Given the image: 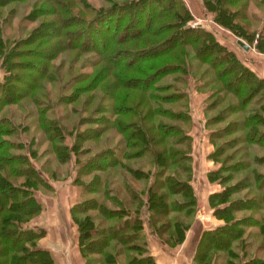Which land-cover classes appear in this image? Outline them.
<instances>
[{
	"label": "trees",
	"instance_id": "16d2710c",
	"mask_svg": "<svg viewBox=\"0 0 264 264\" xmlns=\"http://www.w3.org/2000/svg\"><path fill=\"white\" fill-rule=\"evenodd\" d=\"M6 1L0 0V6ZM179 1L184 4L183 0ZM202 1L214 12L215 21L228 26L238 35H245L243 27L234 22L245 17L243 10L246 0L233 9L231 6L239 0ZM41 2L40 8H33V11H38L33 16L42 13L49 15V18L25 37L11 41V46L2 53L6 73L0 80V264H54L50 250L37 243L45 232L44 227L31 225L30 222L43 208L35 191L39 186H50L40 173V167L30 160V157L37 155L35 143L40 139L41 143L42 138L50 143L58 164L71 161L74 166L71 182L80 188V194H91L75 201L70 207L76 224L78 247L85 264H158L149 246L150 235L168 246L182 241L189 223H184L176 213L191 215L198 204L191 182L193 158L190 147L187 145L185 151L178 146L180 142H188L190 135L183 127L159 119L158 116L185 119L189 113L162 104L182 97L185 92L182 87L173 81L163 84L157 82L170 71H185L179 65L183 60L181 57L176 63L178 65H175L177 67L170 69L169 66L165 71L161 69L163 66L148 64L149 73L143 71L138 61L141 59L140 53L146 59L167 54L178 44L187 42L185 37L196 30L201 31L199 34L202 38H211L210 42L204 39L198 41L202 44L201 59L213 68L217 80L221 81L220 88L236 96L242 93V96L239 106L226 104L220 110L222 113L206 119L207 122L218 121L241 111V115L230 117L225 125L211 129L208 133L213 148L206 156L218 162V165L206 172L208 180L217 184L207 199L212 216L219 222L202 229L193 264H264V95L255 97L257 91L264 88V77L255 75L234 52L219 45L213 39V31L202 25H185L190 13L184 5L185 14L175 10L176 0H114L107 7L97 8L84 0ZM28 15L26 19L33 18ZM138 15L140 18L144 16L143 25L139 27L136 26L140 20ZM163 16L169 17L170 21L160 20L158 24L157 20ZM167 28L172 31L160 40H152L147 36L144 38L145 35H156ZM92 29L98 36L101 31H110L111 35L104 34L99 41L90 42L86 33ZM127 37L133 41L124 55L125 65L119 60L123 57L121 50L115 57H104L109 49L114 50L111 46ZM36 40H41L39 44L42 43L46 49L60 48L59 45H62L65 49L78 48L85 49L83 52L98 53L95 59L85 58L80 67L111 58L115 61L113 64L119 63L135 72L129 77L123 74L118 87L125 86L140 92L127 91L122 96L116 92V81L112 80L106 83V89L99 95L94 91L99 83H84L91 75L89 71L79 69L73 73L72 68L68 67V78L60 83L54 100L43 98L36 92L42 86L41 80H61L50 69L48 61L52 55L47 56L45 53L38 54L46 61L37 75L28 73L26 76L32 77V81L25 83V89L14 92V87L19 86L15 83L17 76L13 71L17 64L13 58L18 56L15 47L32 44ZM193 41L197 42V39ZM159 46L161 50H158ZM32 68L35 69V66L32 65ZM138 78L143 80L141 85L137 84ZM36 79L39 80L38 84ZM173 79L181 80L176 76ZM128 80L134 81L125 82ZM82 92L90 93L78 107L74 102ZM95 95L98 96L97 102L89 108ZM24 97H29L35 105V121L41 131L40 139L35 138V135L25 141L15 138V133L27 131L30 124L15 121L11 114L2 112L5 105L17 103ZM104 98L111 101L101 102ZM221 101L215 98L208 101L205 107L213 108ZM58 105L69 107L64 113L56 115ZM71 114L79 116L73 120ZM112 128L120 135L118 139L111 143L103 141L100 150L87 156L92 147L83 145V142L95 140ZM177 132L181 133L180 137L168 142L167 139ZM230 132L237 133L217 142L218 138ZM66 134H73L70 144L65 142ZM108 137L113 138L112 133L106 139ZM229 148L232 151L226 153L225 150ZM142 157L144 161L136 163V158ZM145 163L149 165L142 168L141 165ZM170 165L172 170H168ZM114 166L121 167L119 174L122 180L117 181L114 176L103 174L107 168ZM51 173L50 177L54 179L55 173ZM179 173L184 176L181 177ZM130 177L142 179L143 184L135 186ZM114 182H117L115 187L111 185ZM119 190L124 193L120 194ZM237 191H243L242 195L236 197L234 194ZM141 207L145 208L144 213ZM239 211L245 213L235 215ZM79 213L83 215L77 217ZM253 230L262 236L261 239H250ZM92 252L96 255L92 256Z\"/></svg>",
	"mask_w": 264,
	"mask_h": 264
},
{
	"label": "rangeland",
	"instance_id": "374dc122",
	"mask_svg": "<svg viewBox=\"0 0 264 264\" xmlns=\"http://www.w3.org/2000/svg\"><path fill=\"white\" fill-rule=\"evenodd\" d=\"M42 0H7L3 5L0 6V35H1V41H0V80L3 79V76L5 75V67H4V53L6 52V49H8L11 44V41H15L17 39H20L21 37H25L26 35L31 32L35 27L39 26L40 23L47 18H49V15L40 13L38 16L35 15L38 11H33V8L37 10V8L41 6ZM87 1L90 5L94 7H107L110 5L111 1L114 0H84ZM117 1V0H116ZM120 1V0H119ZM182 1V0H181ZM184 4H181L179 0H176L175 10L180 11L182 14L184 13V7L187 8L188 12L190 13V18L185 22V25L189 26H197L202 25L208 30L213 31V39L217 41V43L221 44L225 48L231 50L234 52L236 57L247 67H249L255 75L258 77H264V0H246V5L244 6L245 11V17L239 18L236 22L240 26L243 27L245 31V35H238L234 33L228 26H223L222 24L218 23L213 19L214 12L207 8L202 0H183ZM239 3H242V0L237 1V3L233 4L231 8L237 7L240 5ZM184 5V7H183ZM31 11V15L29 12ZM29 14V15H28ZM138 14V13H137ZM185 14V13H184ZM26 15L33 18L26 19ZM92 14H90L91 16ZM139 17V15H138ZM137 17V18H138ZM140 18V17H139ZM170 18L167 16H163L159 18V22L162 21H170ZM144 16L141 15L140 20L136 22V26H142L143 25ZM105 24V22H104ZM169 25V24H168ZM239 28V27H238ZM170 31L172 29H166L162 32H159L156 35H145L144 38L150 37L152 40H160L163 37H166L169 35ZM196 33V34H195ZM201 31L196 30L192 34H189L185 37L184 44H178L175 46L170 52L167 54H161L157 56L156 58H144L143 53H140L139 56H141V59H139L138 62L142 65V69L145 73H149L150 65L154 64V66H163L161 69L165 71L166 68L170 66V69L173 67H177L175 65L180 58L182 57V62L179 64L185 71L183 70H174L170 71L169 73L163 75L160 77L157 83L163 84L168 83L170 81H173L175 85H179L180 88L184 89V94L182 97H180L176 101H168V102H162L164 106H171L175 110H186L189 113V116L185 119H170L165 116H158L159 119H162L164 121L175 123L176 125H179L184 128L185 131H187L190 135V140L188 142H184L178 144L179 147H183L186 151L187 145L190 147V154L193 158V166H192V178L191 182H193L194 177L196 178L197 175H199L200 172V158L204 156V158L207 160L206 166L209 168L216 167L218 165V162H214L211 159H209L206 155L208 152H210L213 148V144L208 139V133L211 129H215L219 126L225 125L230 117L239 116L241 115L240 112H235L230 114L228 117L220 119L218 121H212L207 122L206 120L209 116L217 115L221 109H223L226 104H237L239 106V99L242 96V93H240L238 96L232 94L230 91L223 90L220 88V80H217L213 68L210 66V64L207 61H203L201 59L202 53H200V48L202 47L201 39H204L206 42H210V37H203L199 34ZM104 34L111 35L110 31L109 33L101 31L99 33L100 36H98L97 32L95 30H89L86 33V38L90 39V42H97L100 40V38L104 37ZM127 36V35H126ZM125 36V37H126ZM241 38L245 43L248 44V48L244 49L241 47L237 42L236 39ZM193 39H197L196 41H193ZM41 40H36L35 42L26 43V44H20L15 47L16 51L15 53L18 54V56L14 57V62H16V66H14V73L17 76V81H15L16 85H19L17 87H14L13 91L16 92L19 89H25V83H30L32 81L29 77L26 75L29 74H36L37 71L41 68L43 63H45L46 59L44 57L38 56L39 53H45L47 56H51L52 58L48 61L49 65L51 66V71L53 72L54 76L60 78L58 82H55L54 80H41L42 86L40 88H37V94L40 95L43 98L50 97V100H54L56 97V93L58 92V89L60 88V83L68 78V67H71L73 73L77 72L79 69L81 71H89L90 76L84 80V83L87 82H94L96 87L94 88V91L97 92V94H101L104 92V89H106V83L111 82L112 80L116 81L115 90L120 95L123 96V94L131 91H137L140 92V90H131L132 88L128 87H118L119 80L123 77V74L126 73V76L132 75L131 73H134L130 68H127L126 66H122L119 63L113 64L115 61L109 59H105V61H95V65L91 64H84L83 67H80L81 64H83L84 59L88 57H92L95 59L98 57L97 52H83L85 49H78V48H71V49H65L62 45L60 48L57 46L54 49H46L42 43L39 44ZM133 40L124 39L121 43H117L114 46H111L114 50L109 49L105 56H113L119 54L118 51H120V54L122 59L120 62L124 65L125 62V54H127V50L131 46V42ZM219 41V42H218ZM139 42V41H138ZM140 43V42H139ZM219 44V45H220ZM27 49V50H25ZM117 49V51H116ZM158 50H161V46L158 47ZM2 51V52H1ZM43 51V52H41ZM114 52V53H113ZM122 52V53H121ZM3 53V54H2ZM112 53V54H111ZM104 55V54H103ZM120 56V57H121ZM177 56V59L175 58ZM74 57V58H73ZM179 57V59H178ZM73 59L72 61L70 59ZM116 59V58H115ZM118 60V61H119ZM35 62V64H33ZM70 63H73L69 65ZM93 63V62H92ZM174 63V64H172ZM75 64V65H74ZM128 64V63H127ZM148 64H150L148 66ZM32 65L35 66V69L32 68ZM82 66V65H81ZM93 66V67H92ZM38 68V69H37ZM113 72H116L115 74ZM128 73V74H127ZM140 76L139 74H137ZM128 76V77H129ZM178 77V79H181L180 81H177V79H173L174 77ZM230 76V74L228 75ZM115 77V78H114ZM142 77V76H141ZM117 78V79H116ZM23 80V82H21ZM37 80V79H36ZM122 81V80H121ZM134 80H128L125 82H133ZM39 83V80L36 82ZM83 83V82H80ZM143 83L142 79H137V84L141 85ZM236 83V82H235ZM25 87V88H24ZM70 92V90H69ZM90 92H82L77 100H75L74 104L78 107H80L81 102L86 98V95ZM260 94L264 95V88H260L259 91H257V94L255 97L259 96ZM98 97V96H97ZM97 97L95 95V98L92 99V102L90 104V107H92V103L97 102ZM222 100L217 106L213 108H207L206 105L208 101L212 100ZM104 98L101 102L108 103L111 100ZM264 101V99L262 100ZM253 103V102H252ZM252 105V104H251ZM250 105V107H251ZM206 106V107H205ZM68 105H58L56 107V115L64 113L65 109H67ZM248 107V106H247ZM246 107V109H248ZM80 111V109H79ZM82 110V114H83ZM5 114H11V116L14 118L15 121L19 122H29L30 126L27 131L20 130L17 133H15V138H19L22 140H28L31 138L32 135H35V138L40 139L41 137V131L38 127L36 121H35V105L33 104L32 100L29 97H24L18 100L17 103L7 104L3 107L2 110ZM81 113V111H80ZM222 113V112H220ZM109 115L108 113H106ZM71 119L75 120L78 118V114H71ZM210 121V120H209ZM87 125V124H86ZM92 125H95L92 124ZM84 127V124L81 126V128ZM74 130V128H73ZM76 130V128H75ZM113 131V132H111ZM112 133L113 138H110L107 136ZM237 132H230L228 134L223 135L221 138L217 139V142L223 140V139H229L233 135H235ZM181 133H173V137H169L167 141L169 142L170 139L175 140L177 137H180ZM120 135L115 132V129L112 128L108 131H105L101 136L96 137L95 140H85L83 142V145H89L92 147L90 151L86 154L87 156H91L95 153V151L100 150L102 147L103 141L108 142H114L115 139H118ZM137 136L138 133H137ZM42 138V137H41ZM73 139V134H66L65 135V142L68 144L71 143ZM41 140V139H40ZM37 140L35 143L36 146V154L35 156L30 157V160L32 164L40 167V173L43 175L44 179L49 182L50 186H39L38 190L35 191L36 198L41 202L42 197H44L45 193H53V192H59V191H75L79 190L80 188L73 184L71 182V179L74 174V166H72L71 161L64 163V164H58V161L55 158V154L51 150L50 143L42 138V142L40 143ZM188 143V144H187ZM177 145V144H176ZM254 147V146H253ZM261 150V149H260ZM232 151V148H229L228 150H225L226 153H229ZM235 159V158H233ZM101 161V159H99ZM136 163H142L144 161V158H136ZM142 161V162H141ZM232 161V159L230 160ZM133 162V161H132ZM149 164L145 163L144 165H141L142 168H147ZM205 167V165H204ZM168 170H172V166L170 165ZM119 171H121L120 166H114L109 167L105 170L103 173L109 174V176H114V179L117 181L122 180V175L119 174ZM51 172L55 173V178L53 179L50 177L52 174ZM124 175V174H123ZM127 173H125V177H127ZM179 175L182 177L184 176L183 173H179ZM88 179V177H87ZM132 183L140 187L143 184V180L140 179H134L129 178ZM117 182L111 183L112 186L115 187ZM219 187V186H218ZM120 194H123L124 192L119 190ZM243 191H237L234 195L236 197L242 195ZM91 196V194H87L82 196L80 194L79 199L82 197ZM171 196V195H170ZM172 197V196H171ZM101 199H104L101 197ZM42 203V202H41ZM209 206V204H208ZM71 207V206H70ZM69 207V212H70ZM143 209V213L145 212V208L141 207ZM197 206L193 214L184 216L182 212L176 213V216L180 218L184 223L192 224L193 220H196L195 216H198V220H205L206 223L210 222L211 218L213 217L211 214V209L209 207L208 210H210L209 217L206 216L205 211L199 213L197 212ZM245 213L244 211L236 212L235 215H241ZM172 214V213H171ZM199 214H203L204 218L199 216ZM83 214L79 213L77 214V217H81ZM37 216V215H36ZM35 216V217H36ZM72 221H75L74 218L71 215ZM35 217L31 219V225H34L35 223ZM144 224H146V221H144ZM34 226H39L35 223ZM146 232L148 233L149 230L146 228ZM255 237L256 239H261V235L258 234V232L253 230V235H251L252 239ZM91 255H96L95 253H91ZM96 264V263H94ZM107 264V263H103Z\"/></svg>",
	"mask_w": 264,
	"mask_h": 264
},
{
	"label": "crops",
	"instance_id": "0c3cea01",
	"mask_svg": "<svg viewBox=\"0 0 264 264\" xmlns=\"http://www.w3.org/2000/svg\"><path fill=\"white\" fill-rule=\"evenodd\" d=\"M200 161L199 175L194 177L192 183L197 195V212L205 211L206 216L209 217L207 196L210 191L217 188V184L208 180L206 176L210 168L206 166L205 161L207 160L204 156L200 158ZM79 196V190H71L70 192H44V197H42L43 208L35 217V223L44 227L45 232L38 238L37 243L40 247L50 250L54 264H85L78 247L76 224L72 221L69 212V207L79 200ZM197 217L195 216L196 220L188 226L182 241L174 246L161 243L152 235L148 237L156 263L193 264L194 252L202 229L219 222L218 219L212 217L210 222L206 223L205 220H198Z\"/></svg>",
	"mask_w": 264,
	"mask_h": 264
},
{
	"label": "water",
	"instance_id": "95a60500",
	"mask_svg": "<svg viewBox=\"0 0 264 264\" xmlns=\"http://www.w3.org/2000/svg\"><path fill=\"white\" fill-rule=\"evenodd\" d=\"M236 42H237L241 47H243L244 49H247V48H248V44L245 43L241 38H237V39H236Z\"/></svg>",
	"mask_w": 264,
	"mask_h": 264
},
{
	"label": "built area",
	"instance_id": "2783aa9c",
	"mask_svg": "<svg viewBox=\"0 0 264 264\" xmlns=\"http://www.w3.org/2000/svg\"><path fill=\"white\" fill-rule=\"evenodd\" d=\"M199 213H200V211H199ZM199 216H201V217H204V215H203V214H199Z\"/></svg>",
	"mask_w": 264,
	"mask_h": 264
}]
</instances>
